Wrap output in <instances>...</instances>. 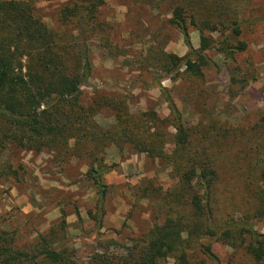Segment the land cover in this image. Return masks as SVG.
I'll return each mask as SVG.
<instances>
[{"label": "trees", "instance_id": "trees-1", "mask_svg": "<svg viewBox=\"0 0 264 264\" xmlns=\"http://www.w3.org/2000/svg\"><path fill=\"white\" fill-rule=\"evenodd\" d=\"M206 1L174 0L169 20L189 49L188 26L199 31V51L185 58L159 56L168 71L185 68L181 76L188 81L198 108V122L184 126L169 100V119H160L154 112L131 115L123 99L100 98L91 106L82 104L81 87L91 74L85 40L101 27L97 15L103 0H80L62 8L58 22L65 31L49 29L35 15L32 0H0V157L17 147L37 153L57 150L102 164L108 146L128 145L139 154L162 160L177 180L176 187L157 203L156 218L147 233L131 238L125 247L110 240L123 253H109L106 248L86 264H162L165 260L218 264L213 243L231 249L228 264H264V234L254 229L264 221V118L252 126V135L238 148L231 143V130L209 120L201 109L202 70L209 66L206 54L215 46L205 34L228 32L217 51L230 59L246 50L245 43L238 41L241 25L230 12L232 3L215 0V8L209 11L204 8ZM102 109H110L115 117L107 130L94 121ZM168 123L175 130L170 154L165 153L161 130ZM111 168L89 166L86 172L97 190L99 209L106 194L103 177ZM6 176L17 179L18 172L0 162V177ZM50 234L58 236L56 231ZM49 235L40 236L39 244L26 249L16 245L15 234L0 232V264H78L68 249L55 247Z\"/></svg>", "mask_w": 264, "mask_h": 264}, {"label": "rangeland", "instance_id": "rangeland-1", "mask_svg": "<svg viewBox=\"0 0 264 264\" xmlns=\"http://www.w3.org/2000/svg\"><path fill=\"white\" fill-rule=\"evenodd\" d=\"M79 1L32 0L35 15L49 29L60 31L65 30L58 22L59 11ZM103 1L97 15L101 27L85 40L91 74L81 87L82 104L88 107L100 98L123 99L131 115L154 112L160 119H169L170 101L184 126L197 124L198 108L188 81L181 76L184 66L178 72L174 67L168 71L159 56L185 58L199 51V31L188 26L189 49L183 35L169 24L174 0ZM229 1L230 12L241 25L238 41L245 43L246 50L230 59L217 51L228 32L205 34L215 46L206 54L210 64L202 70L205 92L198 102H204L201 109L209 120L231 130V143L241 148L252 135V126L264 118V0ZM204 8L211 11L215 0H207ZM94 121L107 130L115 123L114 113L102 109ZM169 124L161 128L166 154L174 146L175 130ZM76 157L57 150H5L0 162L16 170L18 178L0 177V232L15 234L16 245L28 249L39 244L40 236L56 231V238L49 235L54 246L60 244L73 254L72 260L86 264L106 248L109 253H123L110 240L125 247L131 238L147 233L154 224L157 203L176 187L177 180L162 160L139 154L128 145L108 146L102 164ZM99 165L113 167L103 177L106 194L101 209L97 190L86 178L89 166ZM158 219L162 222V216ZM254 229L264 234V221ZM212 250L218 264H228L230 248L213 243Z\"/></svg>", "mask_w": 264, "mask_h": 264}]
</instances>
